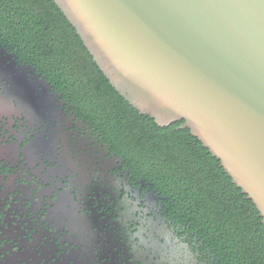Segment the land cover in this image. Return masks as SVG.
<instances>
[{"label": "flooded vegetation", "instance_id": "af4514ba", "mask_svg": "<svg viewBox=\"0 0 264 264\" xmlns=\"http://www.w3.org/2000/svg\"><path fill=\"white\" fill-rule=\"evenodd\" d=\"M69 95L0 38V264H214Z\"/></svg>", "mask_w": 264, "mask_h": 264}, {"label": "water", "instance_id": "95a60500", "mask_svg": "<svg viewBox=\"0 0 264 264\" xmlns=\"http://www.w3.org/2000/svg\"><path fill=\"white\" fill-rule=\"evenodd\" d=\"M114 89L183 122L264 225V0H54Z\"/></svg>", "mask_w": 264, "mask_h": 264}, {"label": "trees", "instance_id": "16d2710c", "mask_svg": "<svg viewBox=\"0 0 264 264\" xmlns=\"http://www.w3.org/2000/svg\"><path fill=\"white\" fill-rule=\"evenodd\" d=\"M0 38L69 95L214 264H264V225L252 201L183 122L160 127L114 89L54 0H0Z\"/></svg>", "mask_w": 264, "mask_h": 264}]
</instances>
